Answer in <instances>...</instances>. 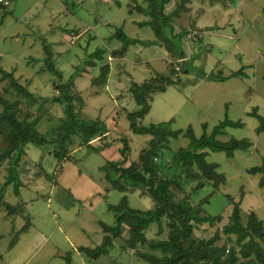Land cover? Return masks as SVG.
I'll use <instances>...</instances> for the list:
<instances>
[{"label":"rangeland","instance_id":"rangeland-1","mask_svg":"<svg viewBox=\"0 0 264 264\" xmlns=\"http://www.w3.org/2000/svg\"><path fill=\"white\" fill-rule=\"evenodd\" d=\"M129 1L108 0L111 6L106 7L100 0H15L5 18L0 21V67L19 85L27 88L36 101L28 105L26 98L18 97L15 93L7 94L5 89L8 88V78L0 80V98L8 102L20 99L17 107L20 119L25 113L31 114L28 115L31 121L42 114L53 119L61 118L62 106L52 103L55 94H58L55 85L74 80L76 86L74 87L72 83V90L79 96L78 90L86 89L88 81L78 74L84 72L88 75L85 78H98L105 62L93 61L97 65L96 68H91L92 66L87 68L84 63L86 56L101 45L99 37L93 30L89 29L87 34L79 38L76 33H67V30L81 26L75 21L77 18L98 25V31L104 26L109 27L110 35L111 31L114 33L123 27V32L129 37L148 41L153 33L152 29L128 22L127 19L130 15L129 21L142 23L149 21V18L140 13L138 16L130 14ZM137 3L142 2L137 0ZM63 6L70 7L68 13L64 11ZM119 6L122 8L119 9ZM164 14L169 16L175 33H179L183 27L187 30L186 37H190L199 30V35L188 43V47L184 37L181 41L170 36L168 39L170 46L182 47L185 56L188 59L193 58L192 70L190 62L184 65L185 61L180 59L172 63L163 61L165 59L154 60L155 62L147 67L142 63L147 56L144 57L143 54L136 56V52H133L130 60L136 63L132 61L123 63V67L116 70L113 76L115 80H112L111 84L100 85L105 83L106 76L98 82L99 85L96 87L102 91L96 97L90 98L88 105L91 107L94 103L98 104L101 113H97L96 116L87 112L84 119L94 121L95 117H100L104 123L111 120L113 114L118 111V115H115L118 128L109 135L108 140L106 138L104 142L95 145L98 147L101 144H108L98 153H89L85 148L73 155V160L69 161L65 172H71L74 177L79 176L81 179L72 188L73 191L71 190L73 198L78 200L74 201L71 195L58 192V186L56 189L53 187L51 192L52 184L46 178L40 183H28L18 195L13 193V185L5 190L4 197L1 193L3 199L0 197V200L14 206L20 204L21 208L16 213L14 221L10 222L2 216L7 211L0 205V235L7 233L12 226L19 228L20 222L25 221H19V218L24 216L26 220L29 218L26 222L29 229L38 228L47 238L42 244L35 230L30 232L25 239L21 238L17 242L12 257L9 255L7 259L4 248L8 242L6 243V238H2L0 264H67L66 258L70 264H109L110 260L118 255L119 248L116 246L107 255L97 259L89 258L82 249L92 250L101 245L104 234L99 223L115 225L114 213L108 210V206L118 205L125 196L114 190L109 191L111 184L105 178L101 167L107 162H113L118 163L121 168H127L130 162L137 160L139 153L150 140L148 135H134L129 132L128 114L140 110L129 88L132 84H140L158 74L169 77L176 83L154 95L149 104V113L141 119L142 126L171 122L172 131H186L191 127L195 137L199 138L203 134V124L207 125L206 133L210 134L217 124L227 118L233 122L240 121L243 128L226 129L224 135L218 136L217 139L226 141L234 137L248 139L251 143L247 152H236L233 159H227L223 153L208 152L206 161L218 165L217 172L224 175L225 183L214 193L205 210L209 215H220L222 222L216 223L213 227L206 225L197 227L193 231L194 236L209 238L220 232L227 223L231 210V204L225 196L237 202L240 193H243L241 209L244 212H254L264 224V187L258 186L259 175L251 176L247 173L249 169L264 163V131L257 134L255 130L259 123L256 118L248 116V113L255 110L259 116L264 117V0H168L164 6ZM131 25L135 27L131 28ZM102 35L105 37V34ZM100 38L103 39L101 36ZM106 43L109 47L119 45V42L112 41V38ZM43 44L52 54L54 73L45 66ZM155 47L147 51L158 52L153 54L157 58L166 52L168 57L172 58L163 47ZM175 68H179V71L177 75H172ZM183 68L190 69L191 73L183 72ZM239 70L243 74L232 77V73ZM57 74L61 75V78ZM209 75L224 77L226 80L224 82L208 80ZM106 85L108 91H105ZM84 99H87L86 94ZM53 119L46 122L45 126H41V131L53 126L55 124ZM123 138L128 140L129 145L125 159L119 152L123 146ZM5 145L4 140L0 138V152ZM188 145L189 140L184 136L169 140L157 161L162 166L163 174L164 169L171 166L173 154ZM100 152H104V156L99 155ZM23 156L25 157L23 168L18 172L24 177L38 173L39 163H44L42 159L49 157L54 160L52 155H45L42 149L34 145H27ZM124 161L129 163L127 167L125 163L121 165ZM7 166L6 160L0 164V189ZM44 166L45 164H41V168ZM18 181L22 184L19 177ZM24 182L27 183L25 180ZM178 182L183 193L177 191L175 198L181 199L185 193L192 204H198L212 192L209 186L196 189L197 181L187 180L184 176L180 177ZM89 189L91 194L98 189L103 195L99 193L85 199ZM126 196L132 209L146 211L153 207L150 198L141 191L127 193ZM167 224L168 221L163 218L161 234L158 233L157 226L152 225L146 232L147 239L154 241L166 239ZM122 236H125V239L128 237L126 229ZM231 238L233 242L234 237ZM116 242L117 246L123 245L121 241ZM226 243L227 237L221 233L220 241L216 244L220 246ZM231 245L228 244L227 248ZM36 247L35 257L26 259L27 254ZM128 253L130 254L120 260L122 264H142L134 258L132 251Z\"/></svg>","mask_w":264,"mask_h":264},{"label":"trees","instance_id":"trees-1","mask_svg":"<svg viewBox=\"0 0 264 264\" xmlns=\"http://www.w3.org/2000/svg\"><path fill=\"white\" fill-rule=\"evenodd\" d=\"M139 4L130 6L132 10L139 12L149 18V21L143 22L140 26H148L152 29L157 40L154 42H139L128 39L122 29H117L114 36L123 46L121 50L112 52L114 57L122 55L123 51L133 44L143 46L156 45L164 49L176 60L181 61L185 58V51L182 47H173L168 43L169 36L172 39L181 41L186 37L187 30L181 27L179 33H175L169 16L164 14V6L168 0H140ZM9 10V9H8ZM8 10L1 18L4 19ZM176 14V11H174ZM0 20V21H1ZM72 33H75L72 30ZM188 37L195 39L199 33ZM43 52L46 55L45 66L50 72L55 71L53 67L52 54L48 47L43 44ZM102 49L96 50L90 58L101 60ZM193 58L184 62V65L193 62ZM92 65V64H91ZM184 67V66H183ZM108 65L100 70V76L93 80L94 84L102 81L108 73ZM192 70V68H191ZM179 68L171 73L177 75ZM190 74V69L183 68ZM56 73V72H55ZM241 70L232 73V77L242 75ZM57 76L61 78L58 74ZM8 78L7 94L15 93L18 97L26 98L27 104H34L36 100L29 94L27 88L19 85L12 77L0 67V80ZM208 80L224 82L226 78L217 75L207 76ZM176 83L166 76H156L140 84H132L129 92L135 103L140 107L137 113L128 114L129 131L134 135H148L150 140L147 146L139 153L137 161L132 162L127 168H121L118 163L107 162L101 167L105 173V178L111 184L110 190L122 194L141 191L147 195L153 203V207L146 211L135 210L129 207L127 196L121 198L116 206H108V210L114 213L115 225L107 226L99 223L104 234L101 245L92 250H85V254L91 259H97L102 255H107L114 247V240L122 242L117 256L110 260L109 264H122L120 261L125 255L132 251L134 258L142 264H264V224L258 219L254 212H244L241 209L243 193H240L239 200L234 202L231 197L225 196V199L231 204L230 214L227 223L221 229L222 235L227 237V243L218 246L220 241V232L214 236L195 237L193 231L200 226L213 227L216 223L222 222L220 215H209L206 206L214 193L225 183V177L217 172L218 165L206 161L208 152L223 153L227 159H233L236 152H247L251 147L248 139H236L230 137L226 141H220L218 136L224 135L226 129H241L243 123L233 122L225 119L217 124L207 134V125L203 124V134L195 137L191 127L186 131H172L171 122L157 125L142 126L141 119L150 111V102L153 94L163 92L167 87ZM72 80L68 83H59L55 85L57 89L56 97L52 103L58 104L63 108V116L53 119L45 114L38 115L34 120H29L31 114L25 113L18 118L19 100L8 102L0 98V138L6 143L0 152V164L7 161L6 176L3 177L0 197H4V189L13 185V193L18 195L21 184L18 181L17 168L22 161L24 149L27 145H34L42 149L45 153L53 155L59 162L63 159H70V153L76 147H85L89 153H98L100 149L108 146L101 144L93 146L91 143L98 140L100 143L106 140L108 132L106 125L99 120H87L81 115L84 103L81 97L73 93ZM18 99V98H17ZM29 115V116H28ZM40 116V117H39ZM248 116L256 118L259 125L256 133L264 131V117L259 116L255 110L248 113ZM46 119V120H45ZM55 124L45 131H41V126L51 121ZM45 121V122H44ZM184 136L189 140L186 148L179 149L172 156L171 166L161 172L162 166L157 161L160 153L166 148L170 139H178ZM122 148L120 154L123 158L129 151L127 139H122ZM251 176H260L258 186L264 187V163L261 166L253 167L247 171ZM184 176L187 180L197 181L196 189L200 190L206 186L211 188V194L204 197L198 204H192L188 195L176 199V192L183 193L179 188L178 180ZM144 191V192H143ZM2 193V194H1ZM3 199V198H2ZM0 200V205L7 211L9 216H15L20 210L21 205H10ZM224 210V209H223ZM221 214V213H220ZM168 221V235L164 240H148L146 232L152 225H156L158 233H162V219ZM26 227V226H25ZM24 229V228H23ZM127 230V239L122 238V232ZM234 241L232 242V238ZM228 244H232L227 248ZM144 248H147L144 250ZM67 264L69 260L66 258Z\"/></svg>","mask_w":264,"mask_h":264},{"label":"crops","instance_id":"crops-1","mask_svg":"<svg viewBox=\"0 0 264 264\" xmlns=\"http://www.w3.org/2000/svg\"><path fill=\"white\" fill-rule=\"evenodd\" d=\"M77 1H79V0H77ZM101 1H103V3H105L106 4V7H109V6H111V4L110 3H108V0H100V2ZM137 1V0H136ZM130 2V4H128V8H129V12H130V14H135V15H139V12H137V11H134V10H132L131 9V7L130 6H133L134 4H131V3H134L135 2V0H130L129 1ZM62 4H64V3H62ZM66 4V3H65ZM73 5H78V4H76V3H72ZM122 8V6H119V9H121ZM63 9H64V11L66 12V13H68V11L70 10V7H65V6H63ZM66 9V10H65ZM131 19V17H130V15H129V18L127 19V21L128 22H131V23H134V24H139V26H140V24L141 23H139L138 21H129ZM75 21H77V22H79L80 24H81V26L80 27H78V28H75V27H73L72 29H70V30H67V33H69V32H72V30L76 33V35L78 36V38L80 37V36H82V35H84V34H87L88 33V30L90 29V30H93L96 34H97V36L99 37V40L101 41V45L100 46H98V47H96V49L91 53V54H88L87 56H86V61H84V63H85V65H87V68L89 67V66H92L91 68H96L97 67V65L95 64V62H93V61H96V62H103L104 60H105V62H104V64H103V67L104 66H106V65H108V73L106 74V80H105V83H101L100 85H102V84H111V81L112 80H115V78L113 77L114 76V74H115V72H116V70H120V68L121 67H123L122 66V64L123 63H125V62H129V61H132V60H130V57H131V54L133 53V52H136V56H138V55H142L143 54V56L144 57H146L145 58V61H143L142 63H145V65H147V67L149 66V64L150 63H152V62H155L154 60H161V59H165V60H163V61H166V62H169V63H172V62H175V59L172 57V58H170V57H168V54L166 53V52H164V54H163V56H160V57H155V55H153V54H158V52H148L147 50H149L150 48H156L155 46L156 45H148V46H143V45H141V44H133V45H129L124 51H123V53H122V55H118V56H116V57H114L113 55H112V52L113 51H115V50H121L122 49V44L119 42V45L118 46H114V47H109L108 46V43H106V42H108L111 38H112V41H115V40H117L116 38H115V36H114V34H115V32L114 33H112V31H111V35H110V33L108 32V28L109 27H102L101 28V30L100 31H98V25H96V24H92L91 22H89V21H85V20H83V21H81L80 19H77L76 18V20ZM148 20H146V21H142V23L143 22H147ZM72 24L71 25H73V22H71ZM69 25V24H68ZM85 26H88L86 29H84V27ZM66 27H68L67 25H66ZM132 27H135V25H131V28ZM141 27H148V26H141ZM107 28V29H106ZM77 29H79V30H77ZM105 29V30H104ZM122 29V32H123V27L121 28ZM82 31V32H81ZM81 32V34H78V33H80ZM105 34V37L101 34ZM198 32H199V30H198ZM124 33V35L128 38V39H130V40H137V41H139V42H154V41H156L155 40V36H153V34L154 33H152L151 34V37L149 38V40L148 41H145V40H138V39H135V38H133V37H129L125 32H123ZM99 34H100V36L103 38V39H101L100 38V36H99ZM64 36V35H63ZM184 39L187 41V47H188V43L191 41V39H189L188 37H184ZM106 41V42H105ZM159 47H161V46H159ZM164 48V47H163ZM99 49H102V55H101V57H102V59L101 60H99V61H97L95 58H90L91 56H92V54L96 51V50H99ZM105 54H108L106 57L104 56ZM104 57V58H103ZM89 59H90V61H89ZM173 59H174V61H173ZM190 59V58H189ZM186 56H185V58H183V60L184 61H187V60H189ZM177 61H180V60H177ZM132 63H136V61H132ZM92 64V65H91ZM102 67V68H103ZM77 75V74H76ZM78 75H80L81 76V78H84V79H86L87 81H88V86H87V88L85 89V88H83V89H81V90H78V93H79V96L81 97V99L83 100V103H84V106H83V109H82V111H81V115H82V117L84 118V116L86 115V113L87 112H91V113H93L94 115H96L97 113H101V111L98 109L99 108V105L98 104H96V103H94V104H92L91 105V107L88 105V100H90V98H93V97H96L97 95H99V93L102 91V90H100L99 88H97L96 86L97 85H99V84H95V85H93L94 83H93V80L95 79V78H90L89 79V77L88 78H85V76L87 75L86 73H81V74H78ZM95 75V74H94ZM94 75L92 76V77H94ZM88 76V75H87ZM155 76H159V74L158 75H155ZM155 76H152L151 78H153V77H155ZM162 76H164V75H162ZM150 78V79H151ZM77 80V79H76ZM147 80H149V79H147ZM91 81H92V83H91ZM72 83H73V85H74V87L76 86V84H74V80H72ZM143 83V82H142ZM105 91H108V86L106 85L105 86ZM86 94V98L87 99H84V94ZM156 94V93H155ZM155 94H153V98H154V95ZM152 98V99H153ZM140 108V107H139ZM118 115V111L117 112H115L113 115V118L111 119V120H107V122L106 121H104V123L106 122V128H107V130H108V132H107V134H106V136H105V138H107V140H108V137H109V135L113 132V131H116V129L118 128V125L116 124V119H117V117H115V115ZM97 116V115H96ZM93 120H99V121H101V119H100V117H95V119H93ZM102 122V121H101ZM130 132V131H129ZM131 133V132H130ZM150 137V136H149ZM128 141V140H127ZM97 143H100L98 140H94L92 143H91V145H93V146H95ZM148 144V143H147ZM147 146V145H146ZM83 149H85V147H76L74 150H72V152L70 153V159H63L62 161H58L57 159H55L54 157H53V159L54 160H51V159H49V157H46V158H44V159H42V160H44V163H39V171H38V173H34V174H31V177H24L23 176V174H20V172H18L19 171V169L20 168H23V163H24V159H23V157H22V161L20 162V165H19V167L17 168V176L20 178V180H21V182H22V184H21V188H20V191H21V189L22 188H25V187H27V184L28 183H40L43 179H47V180H49L50 182H51V184L52 185H50V189H51V192H52V190H53V187H54V189H56V187H57V189H59L58 190V192L59 191H62L63 193H65V194H68V195H71V197L73 198V196H72V194H71V190H72V188L73 187H75V185H76V183L77 182H80L81 181V179H80V177L79 176H75V177H77V179L73 176V174L71 173V172H68V171H66L65 172V169H66V167L69 165L68 163H69V161H72L73 159V155H75V154H77V153H79V152H81ZM144 149V148H143ZM142 149V150H143ZM105 152V151H104ZM104 152H100L99 153V155H102V156H104ZM26 154V153H25ZM47 154V152L45 153V155ZM51 155V154H50ZM49 156V155H48ZM53 156V155H52ZM25 158V157H24ZM138 158V157H137ZM48 159L49 160H51V163L48 161ZM125 159V158H124ZM123 159V160H124ZM137 161V160H136ZM133 162H135V161H133ZM126 164V167H127V165L129 164L127 161H124L121 165H123V164ZM132 162H130V164H131ZM41 164L43 165V164H45V166H44V168H41ZM129 164V165H130ZM128 165V166H129ZM75 178V179H74ZM24 180L25 181H27V183H25L24 182ZM8 187H10V186H8ZM8 187H6L5 189H4V194H5V190L8 188ZM73 191V190H72ZM101 191H98V189L95 191L94 190V194H91V190L89 189V192L87 193V197L85 198V199H89V198H92V197H94V196H96L97 194H99ZM101 194V193H100ZM101 195H103V194H101ZM125 195H127V194H125ZM73 200L74 201H76V200H78V199H76V198H73ZM23 205V204H22ZM2 216L4 217V219H7V220H9L10 222L11 221H14V219H15V216H9V215H7V213H5V214H2ZM23 217V218H22ZM22 217H20L19 218V221H21V220H25L24 221V223L21 221L20 222V225H19V228H16L15 226H12L8 231H7V233H2L1 235H0V241H1V239L2 238H6L7 239V241H6V243L8 242V245H7V247H5L4 249V251H5V257H6V259H7V257L10 255V257H12V253L14 252L13 250L15 249V245L17 244V242H19L20 241V239L21 238H23V239H25L28 235H29V233L30 232H32V231H34L35 230V232L37 233V237L38 238H40V242H42V244L44 243V241H45V238H47L46 236H44L41 232H40V230L37 228H35L34 229V227H32L31 229H29L28 228V223H26L27 221H29V218H27V220L24 218V216H22ZM35 225V224H34ZM26 226V227H25ZM108 226V225H107ZM24 228V229H23ZM122 238L123 239H125V236H122ZM127 239V238H126ZM116 241H120V240H118V239H116V240H114V242H113V244H114V247L116 246V248H119L120 246H117L118 244H116L117 242ZM37 247H38V245H37ZM37 247L33 250V251H31V252H29L28 254H27V257H26V259L28 258L29 260L30 259H32L33 257H35L34 255H35V253L37 252ZM113 247V248H114ZM9 257V258H10ZM0 259H1V256H0ZM4 263V262H3ZM11 264H14V263H11Z\"/></svg>","mask_w":264,"mask_h":264},{"label":"built area","instance_id":"built-area-1","mask_svg":"<svg viewBox=\"0 0 264 264\" xmlns=\"http://www.w3.org/2000/svg\"><path fill=\"white\" fill-rule=\"evenodd\" d=\"M15 0H0V20Z\"/></svg>","mask_w":264,"mask_h":264}]
</instances>
